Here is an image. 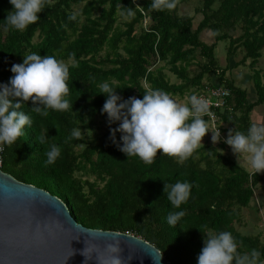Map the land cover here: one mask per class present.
<instances>
[{
	"label": "trees",
	"instance_id": "trees-1",
	"mask_svg": "<svg viewBox=\"0 0 264 264\" xmlns=\"http://www.w3.org/2000/svg\"><path fill=\"white\" fill-rule=\"evenodd\" d=\"M173 1L0 0V171L167 264H264L261 234L235 227L264 171H246L223 143L163 152L172 122L207 119L157 101L226 88L216 127L264 149L249 118L264 104V0H183L199 3L196 23ZM220 40L226 58L241 52L236 66L248 61L254 101L219 68Z\"/></svg>",
	"mask_w": 264,
	"mask_h": 264
},
{
	"label": "water",
	"instance_id": "water-1",
	"mask_svg": "<svg viewBox=\"0 0 264 264\" xmlns=\"http://www.w3.org/2000/svg\"><path fill=\"white\" fill-rule=\"evenodd\" d=\"M0 264H167L139 237L96 229L0 171Z\"/></svg>",
	"mask_w": 264,
	"mask_h": 264
},
{
	"label": "rangeland",
	"instance_id": "rangeland-1",
	"mask_svg": "<svg viewBox=\"0 0 264 264\" xmlns=\"http://www.w3.org/2000/svg\"><path fill=\"white\" fill-rule=\"evenodd\" d=\"M173 4H176L177 13L179 15L187 14L189 16H193V22L196 23L199 19V15L194 14V9L198 7L199 3L197 1H183V0H174ZM234 35L238 34V31L233 33ZM217 36L216 32L203 31L200 34V38L204 43H212L214 38ZM227 43L226 41H217L214 49V57L217 61L219 68L226 69L225 77L231 79L233 83L240 89L245 90L246 98L249 102L255 100V94L253 92L252 84H251V70L248 67V61H245L244 64H239L236 66V63L241 58V52H236L234 56H230L226 58L225 50ZM227 67V68H226ZM255 70H259L261 72L264 71V49L260 51V58L257 61ZM164 73L167 76V79L173 82L175 79L171 76L167 69H164ZM212 81L213 77H209ZM264 79H262L263 81ZM187 96H183L181 98L177 97H169V96H157L158 103L163 106L165 109L169 111H177L182 112L184 114L189 115L190 113L187 111ZM264 104H260L255 106L250 114L249 118L252 121L251 128H262V123L264 122ZM258 119L261 124L255 123V120ZM263 119V120H262ZM171 130L168 133L166 142L162 145L161 150L165 153H172L184 150L186 148H195L199 145L206 144L211 147L218 148L221 143H223L222 139L227 142L229 140L228 133H226V127L223 124H219V127L223 130L219 131V133H215L212 130V125L209 122H205L202 127H190L188 129L182 128L178 123L172 122ZM257 136V134H256ZM248 141H236L233 143L235 148L228 147V149H223L224 154L229 156L232 160H234L239 166L244 168L246 171L249 170L246 164L242 163V156L244 153L235 154L237 145L242 147L248 146L246 145ZM244 145V146H243ZM261 159V158H260ZM264 159L261 161L258 160V164H256V160H254V168L258 170H264ZM248 163L250 166L253 165V157H249ZM263 163V164H262ZM259 165V166H256ZM262 185V184H261ZM260 188V186H259ZM261 189V188H260ZM252 199H250V202ZM249 202V204H250ZM241 219L240 222L235 224L236 230L242 235H254L255 233L261 234V240L264 241V218L260 219L259 214H255L249 208L241 209Z\"/></svg>",
	"mask_w": 264,
	"mask_h": 264
},
{
	"label": "built area",
	"instance_id": "built-area-1",
	"mask_svg": "<svg viewBox=\"0 0 264 264\" xmlns=\"http://www.w3.org/2000/svg\"><path fill=\"white\" fill-rule=\"evenodd\" d=\"M228 95V89L223 87L208 88L200 92H195L187 100L189 116H195L197 118L206 117L207 122L212 125V130L215 133H219L216 127L218 117L215 110H220L225 107Z\"/></svg>",
	"mask_w": 264,
	"mask_h": 264
},
{
	"label": "crops",
	"instance_id": "crops-1",
	"mask_svg": "<svg viewBox=\"0 0 264 264\" xmlns=\"http://www.w3.org/2000/svg\"><path fill=\"white\" fill-rule=\"evenodd\" d=\"M255 123L261 124V122H259L258 119L255 120ZM262 125H260V126H262ZM255 131L259 132L260 135H261V133L264 134V128H255ZM224 139L225 138H223L222 141H223V144H225V149H228L227 146L231 147V148H235L232 146H234L233 143H236V142H232L230 139L227 140V142H226V141H224ZM239 142H241V141H239ZM246 143H247L246 145L248 146V149H246V147L237 146L235 154L244 153V155L242 156V161H243L242 163L247 165V167L249 168V170H247L248 172L259 171L258 169L254 168L255 167L254 166V160H256V162L258 163V160L261 161V159H264V149L259 147V146H253L249 142H246ZM251 156L253 157V165L252 166H250V164L248 163L249 157H251ZM256 166H259V165H256ZM259 186L261 189L259 188ZM251 199H252V201L250 202V204L247 208H249V210H252L255 214H257V215L259 214L260 219L262 218V220H263V218H264V177L255 187L254 195Z\"/></svg>",
	"mask_w": 264,
	"mask_h": 264
}]
</instances>
